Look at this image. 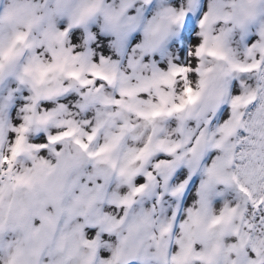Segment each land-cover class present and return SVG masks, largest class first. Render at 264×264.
<instances>
[{
	"label": "clouds",
	"instance_id": "9594fccd",
	"mask_svg": "<svg viewBox=\"0 0 264 264\" xmlns=\"http://www.w3.org/2000/svg\"><path fill=\"white\" fill-rule=\"evenodd\" d=\"M0 264H264V0H0Z\"/></svg>",
	"mask_w": 264,
	"mask_h": 264
}]
</instances>
